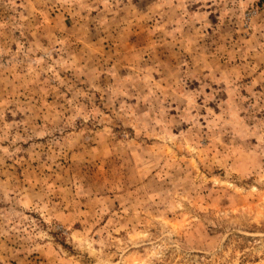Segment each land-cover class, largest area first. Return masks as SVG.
Instances as JSON below:
<instances>
[{"label":"rangeland","instance_id":"374dc122","mask_svg":"<svg viewBox=\"0 0 264 264\" xmlns=\"http://www.w3.org/2000/svg\"><path fill=\"white\" fill-rule=\"evenodd\" d=\"M0 264H264V0H0Z\"/></svg>","mask_w":264,"mask_h":264}]
</instances>
